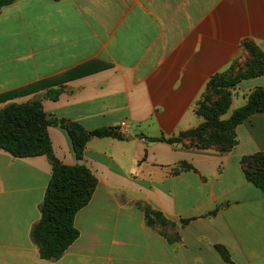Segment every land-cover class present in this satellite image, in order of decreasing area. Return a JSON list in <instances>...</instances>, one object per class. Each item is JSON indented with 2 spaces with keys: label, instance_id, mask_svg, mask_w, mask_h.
<instances>
[{
  "label": "crops",
  "instance_id": "0c3cea01",
  "mask_svg": "<svg viewBox=\"0 0 264 264\" xmlns=\"http://www.w3.org/2000/svg\"><path fill=\"white\" fill-rule=\"evenodd\" d=\"M246 40L264 53V0H16L4 6L0 108L40 98L50 118L117 135L86 143L84 164L97 185L76 214L79 237L51 260L41 257L31 235L51 161L0 148V264H264V192L247 179L242 163L264 152V112L236 127L238 142L229 152L191 138L169 141L205 121L197 109L207 82L247 60ZM259 87L264 73L241 80L222 118ZM57 89L54 100L48 93ZM48 131L54 156L77 164L66 130L52 124ZM141 204L168 224L150 225ZM217 246L227 250L228 261Z\"/></svg>",
  "mask_w": 264,
  "mask_h": 264
},
{
  "label": "trees",
  "instance_id": "16d2710c",
  "mask_svg": "<svg viewBox=\"0 0 264 264\" xmlns=\"http://www.w3.org/2000/svg\"><path fill=\"white\" fill-rule=\"evenodd\" d=\"M15 1L0 0V11ZM243 46L249 54L248 61L243 65L235 61L228 70L214 75L207 82L206 93L197 109L205 121L196 129L169 141L191 138L203 148L215 146L221 152H229L238 142L236 127L249 115L264 112V88L259 87L248 95L244 106L234 110L228 119L222 118L231 106V89L243 79L264 73V53L250 40L244 41ZM60 93L61 89H57L50 91L48 96L56 100ZM212 95L217 98L213 99ZM52 124L66 130L78 160L83 159L84 147L91 137L117 135L112 130L88 131L79 123L50 118L40 98L0 108V148L20 158L46 155L52 164V176L41 206V218L31 232L41 257L48 260L60 258L79 237V230L75 226L76 214L89 203L97 185V178L85 164L67 165L54 156L48 131ZM242 163L247 179L264 192V152L247 155ZM141 207L150 225L158 222L168 224L161 212L146 204H141ZM216 249L225 261L229 260L223 246Z\"/></svg>",
  "mask_w": 264,
  "mask_h": 264
},
{
  "label": "rangeland",
  "instance_id": "374dc122",
  "mask_svg": "<svg viewBox=\"0 0 264 264\" xmlns=\"http://www.w3.org/2000/svg\"><path fill=\"white\" fill-rule=\"evenodd\" d=\"M246 61H248V58H247V60ZM245 60H243L242 62H240L239 64L240 65H243L245 62H246ZM212 98L213 99H216L217 98V96L216 95H212ZM241 99H242V95L240 94V96L239 97H237V95H235V97H234V106H236L237 105V103L239 102V101H241Z\"/></svg>",
  "mask_w": 264,
  "mask_h": 264
},
{
  "label": "water",
  "instance_id": "95a60500",
  "mask_svg": "<svg viewBox=\"0 0 264 264\" xmlns=\"http://www.w3.org/2000/svg\"><path fill=\"white\" fill-rule=\"evenodd\" d=\"M77 164H80V165H81V164H84V160H83V159L78 160V161H77Z\"/></svg>",
  "mask_w": 264,
  "mask_h": 264
},
{
  "label": "built area",
  "instance_id": "2783aa9c",
  "mask_svg": "<svg viewBox=\"0 0 264 264\" xmlns=\"http://www.w3.org/2000/svg\"><path fill=\"white\" fill-rule=\"evenodd\" d=\"M121 126H122V127L126 126V122H122V123H121ZM119 130H120V129H117L116 132L119 131Z\"/></svg>",
  "mask_w": 264,
  "mask_h": 264
}]
</instances>
